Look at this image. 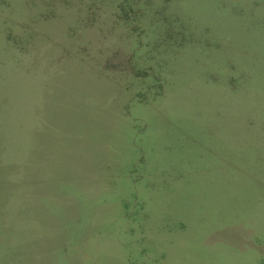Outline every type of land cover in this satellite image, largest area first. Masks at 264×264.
Wrapping results in <instances>:
<instances>
[{
  "label": "rangeland",
  "instance_id": "374dc122",
  "mask_svg": "<svg viewBox=\"0 0 264 264\" xmlns=\"http://www.w3.org/2000/svg\"><path fill=\"white\" fill-rule=\"evenodd\" d=\"M0 264H264V0H0Z\"/></svg>",
  "mask_w": 264,
  "mask_h": 264
}]
</instances>
